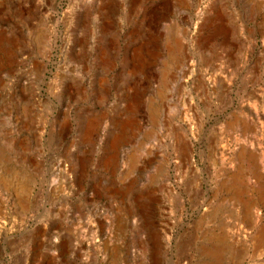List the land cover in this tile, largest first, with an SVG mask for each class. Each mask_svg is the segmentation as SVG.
Returning <instances> with one entry per match:
<instances>
[{
	"label": "rangeland",
	"instance_id": "1",
	"mask_svg": "<svg viewBox=\"0 0 264 264\" xmlns=\"http://www.w3.org/2000/svg\"><path fill=\"white\" fill-rule=\"evenodd\" d=\"M0 264H264V0H0Z\"/></svg>",
	"mask_w": 264,
	"mask_h": 264
},
{
	"label": "bare ground",
	"instance_id": "2",
	"mask_svg": "<svg viewBox=\"0 0 264 264\" xmlns=\"http://www.w3.org/2000/svg\"><path fill=\"white\" fill-rule=\"evenodd\" d=\"M178 45H179V43H178ZM117 141V140H116ZM112 142V141H111ZM241 148L243 149V151H242V153H244V147H243V145L241 146ZM251 154V153H250ZM232 179H234V183H232V185H235V187H236V189H235V194L236 195H239V189H238V187H237V184H236V182L238 183V181H237V179H240V175L238 174V173H234L233 174V176H232ZM223 250V249H222ZM211 251V250H210ZM205 252H206V250H205ZM208 252V251H207ZM206 252V253H207ZM212 253V252H211ZM220 253V251H218L217 249H215L214 251H213V255H218Z\"/></svg>",
	"mask_w": 264,
	"mask_h": 264
}]
</instances>
